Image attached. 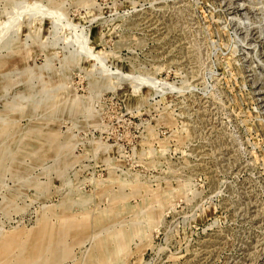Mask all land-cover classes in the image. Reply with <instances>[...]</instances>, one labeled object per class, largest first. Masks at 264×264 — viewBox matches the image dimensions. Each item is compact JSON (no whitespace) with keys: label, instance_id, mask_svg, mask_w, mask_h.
<instances>
[{"label":"rangeland","instance_id":"1","mask_svg":"<svg viewBox=\"0 0 264 264\" xmlns=\"http://www.w3.org/2000/svg\"><path fill=\"white\" fill-rule=\"evenodd\" d=\"M0 264H264V0H0Z\"/></svg>","mask_w":264,"mask_h":264}]
</instances>
